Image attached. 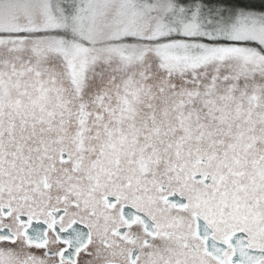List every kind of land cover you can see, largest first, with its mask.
Returning a JSON list of instances; mask_svg holds the SVG:
<instances>
[{
  "label": "snow or ice",
  "instance_id": "1",
  "mask_svg": "<svg viewBox=\"0 0 264 264\" xmlns=\"http://www.w3.org/2000/svg\"><path fill=\"white\" fill-rule=\"evenodd\" d=\"M0 264H264V0H0Z\"/></svg>",
  "mask_w": 264,
  "mask_h": 264
}]
</instances>
